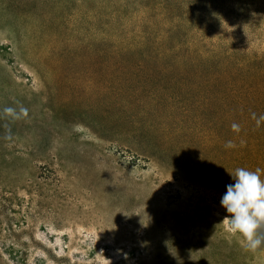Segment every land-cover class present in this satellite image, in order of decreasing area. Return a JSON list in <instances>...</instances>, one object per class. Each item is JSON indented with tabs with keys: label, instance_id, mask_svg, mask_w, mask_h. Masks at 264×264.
<instances>
[{
	"label": "rangeland",
	"instance_id": "374dc122",
	"mask_svg": "<svg viewBox=\"0 0 264 264\" xmlns=\"http://www.w3.org/2000/svg\"><path fill=\"white\" fill-rule=\"evenodd\" d=\"M117 1L0 0V264H264L220 205L264 178V0L157 7L199 49L146 53Z\"/></svg>",
	"mask_w": 264,
	"mask_h": 264
},
{
	"label": "clouds",
	"instance_id": "9594fccd",
	"mask_svg": "<svg viewBox=\"0 0 264 264\" xmlns=\"http://www.w3.org/2000/svg\"><path fill=\"white\" fill-rule=\"evenodd\" d=\"M4 111L11 112L12 109ZM260 119H264V116ZM232 128L239 131L237 124H233ZM233 146L231 141L226 144V147ZM229 174L233 183L225 186L226 191L220 198V205L229 214L224 218L225 230L239 234L244 241L242 246L247 251L264 249V178L260 169L239 167Z\"/></svg>",
	"mask_w": 264,
	"mask_h": 264
},
{
	"label": "trees",
	"instance_id": "16d2710c",
	"mask_svg": "<svg viewBox=\"0 0 264 264\" xmlns=\"http://www.w3.org/2000/svg\"><path fill=\"white\" fill-rule=\"evenodd\" d=\"M103 3L108 2L109 0H103ZM113 2V0H110ZM153 3V4H152ZM192 0H118L111 11V21H114L112 24H117L122 26V21L126 16H137L141 15L140 29L134 31V36L126 38V43L124 45L116 43H110V51L112 52H154V51H172L177 52L181 50H192L199 49L197 47L182 48L184 42L178 40V33L180 32V24L172 23L170 28H167L164 33H168V37L158 35L159 24L154 22L152 19L155 18L153 15L154 9L159 7L161 8L160 15L164 20L171 18L172 14L175 17H179V11L185 5V7H191ZM154 5V6H153ZM111 24V23H110ZM171 40H175V44H171Z\"/></svg>",
	"mask_w": 264,
	"mask_h": 264
}]
</instances>
